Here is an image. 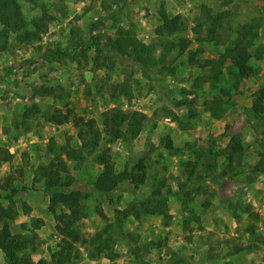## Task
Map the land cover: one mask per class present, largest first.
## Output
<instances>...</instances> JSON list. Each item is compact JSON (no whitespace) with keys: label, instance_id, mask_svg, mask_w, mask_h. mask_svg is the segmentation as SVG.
<instances>
[{"label":"rangeland","instance_id":"rangeland-1","mask_svg":"<svg viewBox=\"0 0 264 264\" xmlns=\"http://www.w3.org/2000/svg\"><path fill=\"white\" fill-rule=\"evenodd\" d=\"M19 3L28 20L43 17L45 27L31 43H19L11 36L9 49L0 52V152L12 155L11 160L0 162V195L9 193L2 189L7 180L20 190L1 200L16 211L9 222L12 233L28 235L33 222L41 223L35 230L37 247L30 253L31 261L50 264V249L60 240L48 211L49 196L43 182L34 180V171L60 161L65 175L91 186L100 171L93 157L78 164L67 159L61 148H80L83 134L100 127L104 112L120 109L138 110L147 119L131 144H110L115 167L122 171L143 159L147 176L138 187L122 184L110 196L111 206L101 204L94 194H76L84 216L75 212L74 217L80 218L75 222L73 217L72 222L86 239L114 220L112 209L122 212L123 221L111 259L100 255L88 261L81 248L83 259L89 264H264V120L251 111L252 93L264 86V0ZM160 7L169 16L179 15L184 25L183 31L166 39L185 38L190 45L185 53L168 56L166 68L159 63L148 74L113 56L110 40L120 28L133 29L144 43L157 40L154 30ZM202 7L221 17L219 45L205 40L206 28L199 38L193 33ZM254 20L261 21L255 42L259 57L251 59L258 74L232 89L226 66L214 73L207 61L218 59L233 44L236 29ZM197 49L200 52L190 62L188 52ZM42 86L50 87L52 94L38 93ZM215 97L221 99L215 104L219 119L205 110L206 101ZM27 111L30 114L22 124ZM234 134H240L244 146L239 170L222 177L198 170L200 182L182 172L183 161L209 148L217 153L222 171L225 162L220 150ZM167 139L171 149L165 148ZM155 191L167 199L168 222L132 206L135 199L152 198ZM22 202L30 207L27 214L21 210ZM97 209H102L106 220ZM57 212L61 221L71 210L60 206ZM0 264H4L1 251Z\"/></svg>","mask_w":264,"mask_h":264},{"label":"trees","instance_id":"trees-1","mask_svg":"<svg viewBox=\"0 0 264 264\" xmlns=\"http://www.w3.org/2000/svg\"><path fill=\"white\" fill-rule=\"evenodd\" d=\"M42 11L45 12L44 10ZM159 18L160 22L154 30L157 40L151 43L141 41L131 28H120L116 36L110 40L113 56L120 57L132 66L149 74L159 63H162V67L166 68L165 62H167L168 56H173L174 52H177V55L185 53L189 48L190 40L180 38L178 42H174L166 39L183 31L184 25L181 17L179 15L169 16L166 10L160 7ZM220 22V16L215 15L210 9L202 7L201 15L195 21L193 33L198 37L202 29L206 28L207 36L205 40L219 45L218 29ZM208 25H210L209 28ZM260 26L261 21L259 20L240 25L236 29V38L233 44L227 46L220 53L218 59L207 61L211 65V72L214 73L226 66V75L228 76V82L232 85V89L238 88L243 80L258 74V69L251 64V59L259 57L256 54L255 42L258 39ZM42 27H45L43 17L35 18L31 21L28 20L22 11L19 0H0L1 53L9 49L11 36H14L19 43H31L39 39ZM199 52V49L194 52H188L190 62H194L193 57ZM228 62L231 64L228 65ZM98 66L96 64V67ZM105 67H108V65H105ZM220 90L222 93L227 92L224 88H220ZM51 92L50 87L42 86L38 88V93H43L44 95H51ZM251 97L252 113L257 117H262L264 120V86L254 91ZM220 102L221 99L215 97L205 103L206 112H209L214 119L220 118L215 110V104ZM218 110L222 111V109ZM29 114L30 112L27 111L22 124H24V119ZM146 119L147 115L138 110L124 111L113 109L106 111L102 114L100 127L95 126L83 134L80 148L69 145L61 148L67 159L74 160L78 164H82L88 158L93 157L94 161L100 166V171L92 181L91 186L74 180L70 175H65L66 172L62 169L60 161L46 166L40 165L36 172L34 171L36 175L34 180L43 182L44 191L49 196L48 211L54 216L55 230L60 235V240L56 247L50 249V264H89L83 259L81 248L86 253L88 261L94 260L100 255H104L109 259L112 258L113 245L122 236L121 233L123 232V221L119 217L122 212L112 209L114 220L106 222L103 229L88 240L81 235L78 228H75L76 226L73 224L80 218L74 217L75 212L79 216L84 213L76 194L79 192H84L85 195L94 194L101 204L111 206L112 199L109 198L122 184L132 185L133 187L144 184L147 176L144 160L133 161L128 168L118 171L111 157L109 146L116 141L127 145L131 144L141 134ZM165 148H172V142L169 139L166 140ZM220 156L225 162V168L222 171H219L217 166L218 155L211 148L205 151H198L195 158L183 161L181 170L187 177L196 176L198 182L202 180L200 174L197 173L198 170L209 174V177L211 175L213 177H222L236 172L244 163V146L240 134H234L229 137L225 147L220 150ZM11 158L12 155L8 151L0 152V162H7ZM2 189L9 191L7 195H0V225H2L0 226V251L4 258V264H34L30 259V253L36 250L37 234L35 230L41 227V223L37 220L33 222L31 224L33 229L29 230L30 233L28 235H24L21 232L12 233L9 222L15 219L16 211L9 206L5 207L1 200L10 199L12 195L20 190L16 189L9 180L2 186ZM135 203L132 206L134 208L139 207L144 214L161 216L166 222L171 218L168 212L167 199L159 191H155V195L152 198L145 200L135 199ZM60 206L69 207V210H71L68 217H64L61 221L60 218L62 217H59L57 212ZM21 210L24 214H27L30 211V207L22 202ZM97 212L101 219L106 220L102 209H97ZM73 217L75 222H72ZM21 229L22 231L26 230L23 225Z\"/></svg>","mask_w":264,"mask_h":264}]
</instances>
